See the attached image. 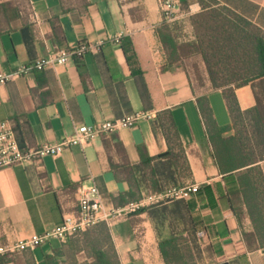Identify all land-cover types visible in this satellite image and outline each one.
Wrapping results in <instances>:
<instances>
[{
	"label": "crops",
	"instance_id": "crops-1",
	"mask_svg": "<svg viewBox=\"0 0 264 264\" xmlns=\"http://www.w3.org/2000/svg\"><path fill=\"white\" fill-rule=\"evenodd\" d=\"M216 2L264 31V0ZM168 24L160 0H0V74L56 49L101 43L66 65L0 84V121L14 123L24 151L60 142L78 126L154 114L84 147L0 170V246L61 224L77 211L82 186L96 184L106 205L117 208L198 184L197 193L95 228L109 231L121 264H264V248L250 249L245 240L254 231L251 218L245 212L240 221L233 211L232 193L245 168L223 172L215 158L219 129L234 134L224 90L200 92L183 68L169 65L160 37ZM236 94L242 110L256 104L251 86ZM261 167L264 172V162ZM72 259L88 260L76 237L0 264Z\"/></svg>",
	"mask_w": 264,
	"mask_h": 264
},
{
	"label": "trees",
	"instance_id": "trees-1",
	"mask_svg": "<svg viewBox=\"0 0 264 264\" xmlns=\"http://www.w3.org/2000/svg\"><path fill=\"white\" fill-rule=\"evenodd\" d=\"M211 1L213 5L202 6L203 11L200 16L210 14L209 11L215 7H221V10L225 12L224 20L226 21L222 26L229 28L224 34L228 37L224 40L217 39L218 51H230L232 53L230 57L238 59V55H241L243 50L245 62L235 87L227 88L217 83L212 69L208 70L215 89L224 90L233 118L232 129H234V134L227 137L224 136L228 132L227 129H219L217 132L218 139H214L215 158L223 172L245 168L239 177L240 188L232 193L233 211L240 221L246 212L254 224L253 232L244 233L248 247L250 249L264 248V172L261 167V163L264 162V153L261 156L257 155L258 149L264 147V31L231 9L220 6L216 0ZM183 2L186 3L187 0ZM230 16L233 19L229 20ZM247 26H255L263 34H254L248 30ZM160 37L168 52L169 65H178L184 55L198 53L202 54L209 65V55L205 50L204 42L180 44L167 25L160 31ZM131 49V45L126 46L130 59L134 57ZM237 61L240 62V59ZM186 72L190 76L189 72ZM244 86H251L256 99V104L246 110L241 109L236 94V89ZM237 120L249 124L251 130H238ZM240 202L244 208L239 206ZM81 234L79 239L81 247L88 254V260L83 264H121L106 228L94 227ZM60 253L58 252V255H62ZM4 257L8 256H2L0 259Z\"/></svg>",
	"mask_w": 264,
	"mask_h": 264
},
{
	"label": "built area",
	"instance_id": "built-area-1",
	"mask_svg": "<svg viewBox=\"0 0 264 264\" xmlns=\"http://www.w3.org/2000/svg\"><path fill=\"white\" fill-rule=\"evenodd\" d=\"M160 2L164 19L168 22L172 21L176 9L180 6V0H160ZM31 9L35 20H37V10L33 2L31 3ZM100 45L101 43L94 46L87 42H81L72 48L56 49L44 58H39L31 63L21 65L15 70L0 74V84L26 76L34 71L56 69L58 66L66 65L72 59L84 56ZM153 118L154 114L152 112L137 111L115 120L78 126L60 142L45 143L27 151L21 148L17 140L14 123L9 120H2L0 121V170L40 161L48 155L58 156L72 147L88 145L97 136L109 134L119 129H132L141 122ZM199 189L198 184L183 188L174 187L161 194L146 196L138 202H131L122 207L109 208L106 205L104 195L96 184L82 186L79 206L75 213L66 215L61 224L43 234H33L24 240L0 246V257L13 256L27 250H34L52 240L65 242L102 222L110 224L127 219L144 208L186 197L189 194L197 193Z\"/></svg>",
	"mask_w": 264,
	"mask_h": 264
},
{
	"label": "rangeland",
	"instance_id": "rangeland-1",
	"mask_svg": "<svg viewBox=\"0 0 264 264\" xmlns=\"http://www.w3.org/2000/svg\"><path fill=\"white\" fill-rule=\"evenodd\" d=\"M211 5H213L211 0H187L186 3L180 0V8L176 9L174 19L168 24L171 26L170 29L180 44L196 41L204 42L205 50L209 55V65L200 53L184 55L178 63L179 67L189 72L195 87L200 92L215 88L209 75L208 70L210 68L217 83L228 88L230 86L235 87L238 84L237 77L245 64L243 61V50H241V55H238V59L230 57L232 56L230 51H218L217 39L224 40L228 37V35L225 36L224 34L225 30L229 28L222 26L226 21L224 20L225 12L221 10V7H215L212 11H209L211 12L210 14L200 16V13L203 11L202 6ZM231 18L233 19L232 16L228 19L231 20ZM247 27L254 34H263L255 26ZM239 59L240 62L237 61ZM236 123L238 130H251L247 123H242L240 120H237ZM263 153L264 147L259 148L257 155L261 156ZM81 235L79 234L76 238L80 239ZM85 257L86 254L79 256L80 260H83ZM75 260L72 259L71 263L83 264V261L75 263Z\"/></svg>",
	"mask_w": 264,
	"mask_h": 264
}]
</instances>
